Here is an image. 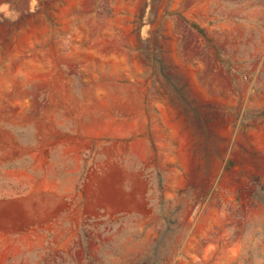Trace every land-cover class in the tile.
I'll return each mask as SVG.
<instances>
[{
  "label": "rangeland",
  "instance_id": "obj_1",
  "mask_svg": "<svg viewBox=\"0 0 264 264\" xmlns=\"http://www.w3.org/2000/svg\"><path fill=\"white\" fill-rule=\"evenodd\" d=\"M0 264H264V0H0Z\"/></svg>",
  "mask_w": 264,
  "mask_h": 264
}]
</instances>
